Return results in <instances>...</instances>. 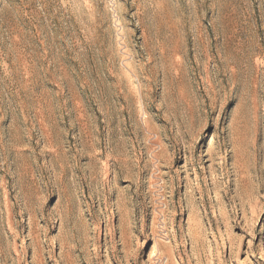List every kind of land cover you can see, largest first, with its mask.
<instances>
[{
    "label": "rangeland",
    "instance_id": "1",
    "mask_svg": "<svg viewBox=\"0 0 264 264\" xmlns=\"http://www.w3.org/2000/svg\"><path fill=\"white\" fill-rule=\"evenodd\" d=\"M0 264H264V0H0Z\"/></svg>",
    "mask_w": 264,
    "mask_h": 264
}]
</instances>
